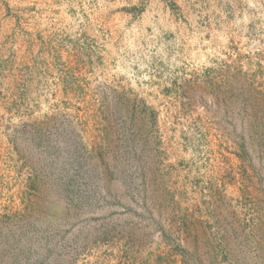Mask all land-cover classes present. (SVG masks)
<instances>
[{
    "label": "rangeland",
    "instance_id": "rangeland-1",
    "mask_svg": "<svg viewBox=\"0 0 264 264\" xmlns=\"http://www.w3.org/2000/svg\"><path fill=\"white\" fill-rule=\"evenodd\" d=\"M0 264H264V0H0Z\"/></svg>",
    "mask_w": 264,
    "mask_h": 264
}]
</instances>
